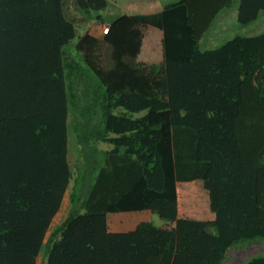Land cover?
Returning a JSON list of instances; mask_svg holds the SVG:
<instances>
[{"label": "trees", "instance_id": "1", "mask_svg": "<svg viewBox=\"0 0 264 264\" xmlns=\"http://www.w3.org/2000/svg\"><path fill=\"white\" fill-rule=\"evenodd\" d=\"M159 2L160 28L123 16L70 54L105 0H0V264H222L264 241V31L207 40L234 2L246 27L264 0ZM175 128L195 134L196 180L174 174ZM131 212L162 225L107 220Z\"/></svg>", "mask_w": 264, "mask_h": 264}, {"label": "rangeland", "instance_id": "2", "mask_svg": "<svg viewBox=\"0 0 264 264\" xmlns=\"http://www.w3.org/2000/svg\"><path fill=\"white\" fill-rule=\"evenodd\" d=\"M163 1L166 3H170V2L172 3V2H175L176 0H163ZM223 12L225 14L219 15L213 27L214 29H216V34H215L216 36H221V31H219V28L224 27L225 34H223L224 36L223 41L231 38L234 35L246 36L247 32L251 30L262 29V31L257 32L258 34L264 31V18H262L261 16L255 23L249 26L243 27V26L238 25L235 20V2L234 4L231 5L230 8L224 10ZM98 14L93 13L92 15L97 16ZM99 15L101 18H111L110 16H108L107 13H100ZM154 17L157 21L162 20L161 15L154 16ZM166 18L168 20H167V26L165 30L168 29L172 31L173 37L177 39L185 38V35H186V38L189 39L188 35L185 34V32L181 30L183 27L182 16H179L178 14L174 12H169L168 14H166ZM170 18L172 19L173 29H170L169 28L170 25H168V21ZM83 25L84 24L82 23L75 25L76 38L72 40L69 43L68 47L66 48V51L69 52L70 54L74 53V45L76 44L78 37L82 35L81 29L83 28ZM143 114L144 113L140 114L139 116ZM68 134L71 138L73 137L70 125L68 126ZM172 138H173L172 139V142H173L172 151H173V154H174L173 157L175 160L174 161L175 171L174 170L173 171H174L175 176L178 178H181V180H184V181L196 180L199 177L198 175L202 173V171H204L205 166L200 163H197L195 156H194L195 141H196L195 134L183 128H175L173 129V132H172ZM74 141L75 140L73 138V142ZM64 197H67V199L65 200V204H66V201H68V191L66 192ZM67 211H68V208H67ZM67 211L63 214V218H61V220H59L54 226L50 225L49 230L45 236V239L51 233L53 227L58 226L64 220ZM138 215L139 216H137V218L135 219V222L137 224L146 221V222H151L153 225L157 227L162 225L161 221L157 217L150 215L148 212H142V213H139ZM107 217L109 221L116 219V218L123 221V219L126 218V216H123V215L121 216L119 214L118 215H115V214L108 215ZM246 245H247L246 248L240 249V246H246ZM255 256H264V241L262 240H254L252 242L241 241L238 244L237 248L234 246L232 249L229 250L222 264H245L249 259ZM37 263H39V259Z\"/></svg>", "mask_w": 264, "mask_h": 264}, {"label": "crops", "instance_id": "3", "mask_svg": "<svg viewBox=\"0 0 264 264\" xmlns=\"http://www.w3.org/2000/svg\"><path fill=\"white\" fill-rule=\"evenodd\" d=\"M105 1L107 5L106 9L101 13H107L108 16H110L111 18H101L99 21L92 19L85 26H83V28L81 29L82 34L87 33L90 36H93L94 38L100 40L106 33L108 26L116 19L123 16L129 17L135 21L146 24L148 26H154L157 28L161 27V21L160 20L157 21L154 17L160 15L162 10L161 4L159 3L158 0H105ZM221 14H225V13L222 12ZM261 16L262 18H264V14H262ZM222 28H219V31H221V36H216L215 35L216 30H213V33L207 37L208 44L214 46V41L219 40L220 38L224 39L223 34H225V31H224V27ZM258 31H262V29L251 30L247 32L246 36L249 37V36L257 35ZM98 149L100 151H108L110 150V147L105 144H99ZM67 162L70 170L73 169L76 163V149H75V141L73 142V137L71 138L69 134L67 136ZM139 213L142 212L118 213L121 216L122 215L126 216V218H124L123 221L119 220L118 218L109 221L107 217V220L109 224H112L114 222H119L126 229L130 230L137 225L135 219L137 218V216H139L138 215ZM57 214L52 219L51 221L52 224L50 225L54 226L59 220H61L60 218H57ZM38 259H39V263L37 264H40L41 257L37 258V261Z\"/></svg>", "mask_w": 264, "mask_h": 264}]
</instances>
